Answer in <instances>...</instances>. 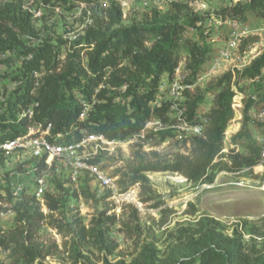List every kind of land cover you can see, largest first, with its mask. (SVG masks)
<instances>
[{"label": "rangeland", "instance_id": "rangeland-1", "mask_svg": "<svg viewBox=\"0 0 264 264\" xmlns=\"http://www.w3.org/2000/svg\"><path fill=\"white\" fill-rule=\"evenodd\" d=\"M17 1L0 0V37L7 38L2 30L12 28L29 48H38L46 43L57 45L54 51L58 61L57 74L65 66L69 53L73 52L71 45L74 41L81 40L91 29L110 26L107 9L111 0H72L71 8L65 4H45L42 0H19L22 10L31 14L36 33L35 36L22 35L12 23L1 18L3 12ZM248 1L177 0L178 5L158 10L156 16L161 21L183 22L184 17L192 13L201 17L196 27L185 24L180 45L176 48L178 65L173 74L162 76L155 101L150 103L152 113L168 106L164 117L152 115L148 120L158 119L162 129L150 131L143 143L126 140L99 149L103 167L116 180L112 193L108 189L100 191L92 182V188H98V191L88 196L87 190L83 189L84 184L78 180L74 182L77 187L73 188L78 197L63 199V207L59 210L50 211L42 198V211L48 217L33 241L40 255L27 263L11 249H1L2 264H150L149 260L159 264L169 259L174 245H186L189 249L187 241L190 244L191 240L202 245L205 222L213 228V234L223 236L218 238L221 249L226 247L232 253L241 250L250 257L249 264L264 261V164L240 172L220 171L212 184L200 186H195L186 175L170 171H146L148 182L128 185L139 166L171 163L178 156H188L192 163L198 161L216 127L221 101L229 92L234 93V116L224 133L223 151L228 153L234 149L247 154L250 142L254 146L261 145L259 128L250 119H245L244 108L252 94L264 90L261 81L257 80L262 70L253 77L242 74L264 52V18L246 12L241 20L246 33L238 50H232L233 59L214 69L220 52L228 49L229 18L221 11ZM155 13L130 8L122 14V25L150 23ZM154 44L153 40H147L144 45L151 48ZM191 48L206 50L198 60H194ZM86 50L83 49L81 55L85 68L88 65ZM9 55L12 54H0V117L5 113L10 115L8 95L19 84L13 78L23 62V58H14L10 64L3 63L1 60ZM31 57L28 54L27 59ZM125 65L129 68L128 73L137 71L135 64L128 59L122 60L120 66ZM195 72H198L196 79L189 82ZM52 73L54 71L44 67L43 72L36 74L35 87L42 85L43 78ZM128 75L122 74L125 78ZM178 77L183 84L190 85L177 101L185 112V119L192 122L198 113L203 112L210 119L202 135L195 136L174 127L178 124L177 114L170 108L173 99L170 91L164 89V82ZM105 79L106 83H102L97 92L106 89L108 99L99 100L96 94L93 95L90 112L96 103H118L126 98L127 87L112 83L110 71ZM199 96H203V101L188 118V104ZM163 134H166L165 139H162ZM29 157L28 154L25 158L13 155L0 162V194L6 196L7 180L12 182L21 176L24 183L30 182L33 177L31 165L27 163L25 171L24 168L18 169ZM48 190L57 194L52 187ZM107 217L115 219L112 222ZM15 223L12 203L0 201V230L9 231Z\"/></svg>", "mask_w": 264, "mask_h": 264}, {"label": "trees", "instance_id": "trees-1", "mask_svg": "<svg viewBox=\"0 0 264 264\" xmlns=\"http://www.w3.org/2000/svg\"><path fill=\"white\" fill-rule=\"evenodd\" d=\"M42 1L45 4H65L70 8L73 6L72 0ZM176 1L168 6L178 3ZM149 10L156 12L150 23L123 26L122 7L117 0H111L110 7L107 9L110 26L107 29H91L81 40L74 41L71 45L73 52L69 53L60 74L56 73L58 61L54 51L57 49V45L46 43L38 48H29L18 38V34L13 32L12 28L2 30L7 38L0 37V54L9 52L12 55L1 61L10 64L14 58H23V62L18 69L19 72L13 78L19 84L8 95L10 115L5 113L0 117V141L13 139L27 132L30 125L42 123L46 126L50 122L53 124L52 135L68 133L65 137L68 142L80 139L85 131L104 135L109 140H125L141 131L152 115L164 117L168 106L158 108L152 113L150 103L155 101L162 76L166 73L173 74L178 65L176 48L180 45L185 24L196 27L201 17L192 13L187 14L183 22L179 20L161 21L156 16L159 8H150ZM247 11L257 17L264 18V0L237 3L223 9L221 13L225 14V17L243 20ZM1 18L18 28L19 34L36 35L31 23L32 16L22 10L19 0L12 3L3 12ZM147 40H153L155 44L151 48H147L144 45ZM83 49H87V68L82 64ZM205 50L191 48L190 51L193 59L198 60ZM28 54L32 55L30 59H27ZM124 59L134 63L137 71L128 73L127 65L120 66ZM44 67L54 73L45 76L42 85L35 87L36 74L43 72ZM263 67L264 52L243 70L242 75L253 77L261 72ZM108 71L113 79L112 83L127 87L124 102L96 103L94 109L91 112L89 110L86 118L81 120L80 113L83 109L81 100L90 104L95 94L99 100L108 99L106 89H99L97 92L98 87L102 83H106L105 78ZM197 73L193 74L189 82L196 79ZM122 74L129 75L125 78ZM233 95V92H229L222 99L216 127L210 135V141L204 145L198 161L192 163L188 156H178L171 163L139 166L128 185H134L139 181L148 182L149 179L144 174L146 171H170L184 174L195 186H200L212 184L220 171L240 172L245 169L252 170L253 167L259 165L261 163V145L254 146V143L250 142L247 154L234 149L228 153L223 151L224 133L228 122L234 116ZM202 101L203 96H199L188 104V118L194 114L195 109ZM33 103L38 105L34 106L35 115L33 121L30 122L19 114ZM251 105V101L245 105V119H249L248 111ZM165 138L166 134H163L162 139ZM99 157L100 155L96 156L94 161L99 162ZM3 160L4 156L1 155L0 162ZM27 163H30V160L20 164L18 169L24 168L25 170L24 166ZM38 164L39 170L36 171V176L47 167L45 157ZM48 174L49 187H52L57 194H51L48 190L43 200L47 203L50 211H56L63 207V199L77 198L78 193L76 189H73L75 181L72 180L69 172L65 170L58 172L54 167L49 170ZM32 176L29 179L30 182L28 181L30 184L24 183L20 196L16 197L11 193L12 182L7 179L6 196L0 194L1 202L12 203L16 222L13 229L5 232L0 230V250L11 249L15 254H20L27 263L33 261L41 253L35 244L33 245V241L48 217L42 211L41 200H38L34 194L36 183L34 175ZM78 180L80 184H84L83 189L87 190L88 196L98 191V188L95 190L91 186L93 176L89 172L85 171ZM71 190H73L72 194H70ZM108 190L112 193V189ZM107 219L113 222L115 218L107 217ZM204 228L202 245H196L195 240H191L190 244L187 241L189 249L186 245H174L169 259L159 264H249L250 257L246 253L241 250L232 253L226 247L221 249L222 244L218 238L223 236L218 237L213 234V228H210L207 222H205ZM149 263L158 264L152 260H149ZM0 264H2L1 261ZM258 264H264V261Z\"/></svg>", "mask_w": 264, "mask_h": 264}, {"label": "built area", "instance_id": "built-area-1", "mask_svg": "<svg viewBox=\"0 0 264 264\" xmlns=\"http://www.w3.org/2000/svg\"><path fill=\"white\" fill-rule=\"evenodd\" d=\"M126 14L127 10L141 8L142 10H149L150 8L162 9L175 0H117ZM222 18V16H221ZM229 18V17H228ZM222 21V19H221ZM230 32L228 34V49L222 50L220 55L216 58L214 69L220 67L224 61L232 60V50H238L242 38L244 37L246 30L242 29V22L238 18H229ZM178 69H176L178 74ZM258 81H261L264 86V68H262L261 76H258ZM164 89H168L172 96L171 110L176 112L177 125L175 128L185 130L190 134L202 135L210 123L208 115L198 113L196 118L192 122H188L185 119V112L180 109V105L177 101L180 100V95L183 94L186 88L190 85L183 84L180 78L172 79L171 81L164 82ZM83 109L80 113V119H85L89 110L90 104L81 100ZM249 101L252 102L251 108L248 111V116L251 122L256 124L260 130L261 135V163L264 164V90L262 93L256 92L250 96ZM37 103H33L30 106L24 108L20 112L22 118H27L30 122L33 121L35 110L34 106ZM162 123L158 119L148 121L144 128L138 133L133 134L125 140H109L104 135L95 133L84 132L83 136L78 140H72L68 142L65 137L68 133H57L52 135L53 124L50 122L46 126L42 123L28 126L27 132L5 141H0V156L3 155L4 159L10 156L17 155L18 157L25 158V155L30 157L25 161L30 160L31 170L30 172L35 177L36 186L34 188V194L38 200H41L45 193L48 191V172L55 167L56 171L65 170L69 172L73 181H78L85 171L89 172L93 176V182L96 187L101 189L116 188L115 177L112 176L103 167L101 161L95 162L94 159L99 155V149H105V146H110L122 141H128L132 143L135 141L143 143L147 134L150 131H159L162 129ZM45 157L46 168L42 169L40 174L36 176V171L39 170V161ZM24 161V162H25ZM25 171V170H24ZM24 174V173H21ZM16 178L12 180L11 193L14 196H20L24 188V180L22 178Z\"/></svg>", "mask_w": 264, "mask_h": 264}, {"label": "crops", "instance_id": "crops-1", "mask_svg": "<svg viewBox=\"0 0 264 264\" xmlns=\"http://www.w3.org/2000/svg\"><path fill=\"white\" fill-rule=\"evenodd\" d=\"M260 131V130H259Z\"/></svg>", "mask_w": 264, "mask_h": 264}]
</instances>
